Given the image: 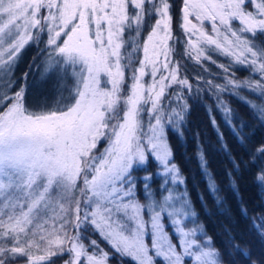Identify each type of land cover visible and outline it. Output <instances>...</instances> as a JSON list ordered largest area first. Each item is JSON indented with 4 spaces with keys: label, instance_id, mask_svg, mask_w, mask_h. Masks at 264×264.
I'll return each instance as SVG.
<instances>
[{
    "label": "snow or ice",
    "instance_id": "obj_1",
    "mask_svg": "<svg viewBox=\"0 0 264 264\" xmlns=\"http://www.w3.org/2000/svg\"><path fill=\"white\" fill-rule=\"evenodd\" d=\"M173 23L172 0H0V264L22 257L27 264H53L65 255V264H107L116 256L132 264H264V252L254 258L252 246L230 228L222 246L207 235L166 135L171 129L183 136L185 91L211 95L241 143L244 125L237 126L225 94L264 123V105L240 95L246 89L264 97V0H181L185 55L213 77L198 73L195 88L174 60L172 42L180 39ZM45 35L44 75L55 76L59 99L37 110L27 103L28 72L22 86L12 88L21 53ZM204 61L221 72L212 73ZM233 65L258 78L238 79ZM212 113L209 107L227 152ZM250 158L253 164L264 160V144ZM149 159L157 165L154 174L143 167ZM198 159L219 210L225 197L202 150ZM137 171L146 174L137 177ZM228 175L229 187L238 191ZM155 178L161 180L156 191ZM256 180L264 186V163ZM201 202L207 212L202 196ZM240 213L264 249V215L249 217L243 205ZM89 230L112 255L87 239Z\"/></svg>",
    "mask_w": 264,
    "mask_h": 264
},
{
    "label": "trees",
    "instance_id": "obj_2",
    "mask_svg": "<svg viewBox=\"0 0 264 264\" xmlns=\"http://www.w3.org/2000/svg\"><path fill=\"white\" fill-rule=\"evenodd\" d=\"M172 4L174 16L173 33L174 37H179V8L181 0H172ZM152 22L151 20L146 22L145 27L142 29L143 37H145ZM260 39H264V36L260 37ZM181 43L180 41L177 44L175 40L172 42L175 52L174 60L181 62L183 68L186 69V71L182 70V75H186L195 88L197 81L194 77L198 73L202 75V69L199 67L195 71V69L192 70V68L190 69L185 66V61L188 65L190 63L182 57L183 48ZM25 52L26 54L31 53L30 46ZM26 60L27 57L22 58L21 64L15 69L18 77L25 73V71L30 73L32 67L37 64L35 61L29 64ZM239 67L236 66V69ZM29 75L27 77V97L31 91L39 92L40 98L44 100L46 86L42 85L40 91V85L36 84L38 87L37 91L35 84H33V81L36 83V76ZM23 82L15 85L12 92L14 89L18 90ZM240 95L247 97L256 104L260 103L257 95L252 94L246 89H242ZM185 96L187 98V104L189 105V111L186 115V122L182 127L183 136L181 137L171 129L166 130V135L174 153V162L178 165L182 175L186 179L185 187L190 194V199L195 210L199 214V222L203 223L207 235L213 237L218 246H222V241L227 239L224 234V229L230 228L232 234L236 236L241 244H249L252 246L254 258H259L261 252H264V249L261 248L255 232L250 230L249 221L241 215L240 207L243 205L247 208L249 217L264 215V186L256 180L257 170L261 166V163H264V160L257 161L256 164H253L250 158V153L254 152L261 144H264V123L253 114V111L248 105L236 96L225 94L223 99L238 117L236 121L237 126H240L241 123L244 125L241 131L245 139L241 143L229 126L224 123L221 112L216 110V104L211 95L207 92L199 95L195 94V92L188 94L185 91ZM48 106L52 105L50 104ZM209 107L213 109L212 115L215 116L217 124L219 125V132L223 134V143L227 145V152H225L222 147V142L218 139L217 129L213 127ZM200 150L203 151L207 160V172L214 176L219 185L221 195L225 197V204L219 210L213 198L209 195L207 181L200 167V161L198 159V152ZM230 157H234L239 163L238 170H234ZM143 167L147 168V173L154 174L157 171V165L152 159H149L148 163ZM229 173H232V178L237 186L238 191L236 192L229 187ZM145 174L144 171L134 173L137 177H143ZM160 183L161 180L155 178L152 181V189L154 191L158 190ZM201 196L206 201L207 212L204 206H202ZM139 198L140 200L144 199L142 191L139 193ZM85 235L89 241L95 239L102 250L112 255L113 250L98 234L89 230ZM33 251L34 254H39V251L35 249ZM67 259H69L67 255L54 257L53 264H61ZM16 264H27V257L20 258ZM107 264H132V262L127 258L121 261L120 257L116 256L110 259Z\"/></svg>",
    "mask_w": 264,
    "mask_h": 264
},
{
    "label": "rangeland",
    "instance_id": "obj_3",
    "mask_svg": "<svg viewBox=\"0 0 264 264\" xmlns=\"http://www.w3.org/2000/svg\"><path fill=\"white\" fill-rule=\"evenodd\" d=\"M150 20H151V22L153 21L152 24H154V22H155L154 21V18L153 19H150ZM151 25L149 26L145 37L147 36L148 31H150ZM178 35H179L180 41L182 42L181 43L182 44V48H183V55H182V57H184V59L188 60L189 63H190L188 65V63L184 60L185 63H186L185 66L187 68H190V69L192 68V70L195 69V71H196V69H198L201 66L200 65H196L194 63V61H192L188 56L185 55L186 40H185L184 34H183L182 30L180 29V27H178ZM46 40H47V37L45 35L44 38H43V41L38 46H37L36 42H32L31 44H29L28 46H26L25 49L23 50V52L21 53L20 58H19V61H18L17 65H16V67H17L19 64H21L22 58H26V57H27V60L26 61H28L29 64L32 61H35V63H37L34 67H32V70H31V72L29 74L36 76V79H37L36 80V83L33 81V84H35L37 91H38L37 85H40V91H41L42 85H45L46 86V89H45L46 96H44V100H42V98H40V96H39V92H32L31 91L28 94L29 96L27 97V100H28L27 103H28V105L30 107L36 108L37 110H39V107L41 105H50L51 104L52 106H54L57 103L58 99H59V92L57 91L56 78H55V76L54 75H52V76H45L44 75V70H45V67H46V63L45 62H46V56H47V54L40 55V51H41V49H44L45 48ZM29 46H30V49H31V53H29V54L28 53L26 54V52L24 53V51ZM214 58L218 62H220V63H226V64L228 63V60L225 57H223V56H218V55H215L214 54ZM204 66L205 67H208L212 73H219V72H221V70L219 68H217L215 65L210 64L208 61H204ZM236 66L238 67V65H233L234 68H236ZM16 67H15V69H16ZM201 69H202V75H204L206 79L213 78L208 73H205L203 71V68L202 67H201ZM15 74L16 73L14 72V79L17 81L16 85H18L19 83L21 84V82L23 81L24 73L20 77H18L17 74L15 76ZM235 75L240 80H244L245 78H248L249 76H252L253 78H258L256 76V74L250 73L249 71H247V70H245V69H243L241 67H239L237 69ZM195 77H196V75H195ZM147 79H150V78H146V80ZM217 82L222 83L223 81H222V79L217 78ZM15 91H17V89H14L13 93ZM256 95H257V98L260 100V103H258L257 105H264V97H261L259 94H256ZM214 102H215V100H214ZM106 143H107L106 141L102 142L99 145V148L102 150L106 146ZM183 187H185V186H182V188ZM141 202H144V199L141 200ZM146 219H147V217H146ZM188 227H192V225L189 223L188 224ZM41 254H43V253L39 251V254L38 255H41ZM61 264H65V261L63 263H61Z\"/></svg>",
    "mask_w": 264,
    "mask_h": 264
}]
</instances>
